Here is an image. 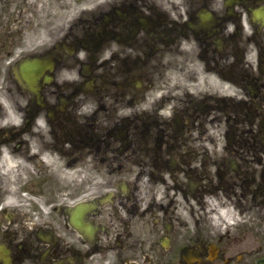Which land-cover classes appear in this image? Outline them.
<instances>
[{"label":"flooded vegetation","instance_id":"af4514ba","mask_svg":"<svg viewBox=\"0 0 264 264\" xmlns=\"http://www.w3.org/2000/svg\"><path fill=\"white\" fill-rule=\"evenodd\" d=\"M0 264H264V0H0Z\"/></svg>","mask_w":264,"mask_h":264}]
</instances>
